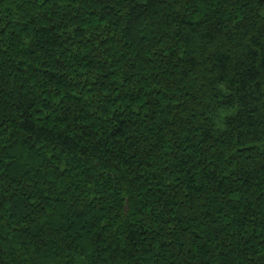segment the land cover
<instances>
[{
    "label": "trees",
    "instance_id": "16d2710c",
    "mask_svg": "<svg viewBox=\"0 0 264 264\" xmlns=\"http://www.w3.org/2000/svg\"><path fill=\"white\" fill-rule=\"evenodd\" d=\"M0 264H264V0H0Z\"/></svg>",
    "mask_w": 264,
    "mask_h": 264
}]
</instances>
